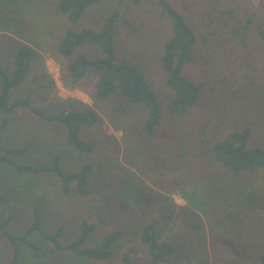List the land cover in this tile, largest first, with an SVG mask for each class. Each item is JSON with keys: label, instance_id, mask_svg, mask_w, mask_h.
Segmentation results:
<instances>
[{"label": "trees", "instance_id": "obj_1", "mask_svg": "<svg viewBox=\"0 0 264 264\" xmlns=\"http://www.w3.org/2000/svg\"><path fill=\"white\" fill-rule=\"evenodd\" d=\"M145 1L55 0L54 7L66 23L56 50L69 60L65 66L68 77L79 82L93 74L96 83L92 100H113L112 109L117 115L126 116L130 107L141 108L144 117L138 131L150 142L153 151L159 149L161 133H168L169 138L165 139L168 150L163 156L155 154L156 159L150 158L152 162L148 164L152 174L146 181L151 187L132 172L136 169L134 164L124 172L115 161H110V167L95 161L101 150L89 138L99 123L94 108L70 102L68 108L49 112L34 105L29 97L10 100L11 93L26 81L35 58L33 48L26 44L16 48L9 71L0 68V165L27 179L53 177L63 195L74 194L113 204L119 196L138 191L145 215L150 216L135 234L146 264H168L170 260L180 264H209L203 221L191 211L176 216L160 200V191L181 186L180 178L183 180L185 176L180 165L184 164L187 176L200 183L199 197L206 199L211 209L219 211L216 226L231 239L229 246L238 254L237 264H264V249L251 257L245 254L247 242L256 237L252 231L264 230V131H256L248 117L251 110L247 115L244 109L248 107L241 102L245 96H251L255 104L251 107L264 111V3L258 11L247 9L240 0H228L216 8L197 7V12L202 13L192 16L191 10L179 12L171 0H156L152 5L158 12L150 16L143 12ZM96 10L101 16L92 25H83L88 14ZM148 36L156 41L153 57L159 71L158 85L152 82L145 61L137 56L140 42ZM81 48H95L98 55L78 53ZM236 49L244 57L259 55L262 61L261 76L250 67L248 76L242 74L246 67L228 71L234 93L220 78L227 70L222 64L227 59L220 58ZM208 73L213 76L207 77ZM213 93L218 101L224 97L239 100L240 120L225 129L215 126V131L210 127L215 120L213 115L199 121L203 115L197 114V108ZM22 109L64 132L62 147L48 161L23 163L22 159L29 153L27 145L4 146L2 134L10 127L13 113ZM68 155L82 157L83 162L76 167L67 166L64 159ZM98 167L115 170L116 174L104 173ZM25 187L0 193V207L5 212L0 234L11 247L9 264H22L28 254L40 264H62L32 236L56 252L89 264L112 261L125 239L122 231L100 234L96 224L84 219L75 237L64 244L65 226L58 224L51 231L44 230L45 215L38 204L32 207L31 222L22 233L9 231L8 226L25 202L21 199ZM242 235L246 240L241 239ZM120 264H133L130 254L124 253Z\"/></svg>", "mask_w": 264, "mask_h": 264}, {"label": "rangeland", "instance_id": "obj_2", "mask_svg": "<svg viewBox=\"0 0 264 264\" xmlns=\"http://www.w3.org/2000/svg\"><path fill=\"white\" fill-rule=\"evenodd\" d=\"M154 1V2H153ZM179 12L191 10L193 16L197 14V7L216 8L228 0H171ZM248 9L261 10L264 0H240ZM156 0H146L143 6V12L152 16L158 12V9L152 4ZM55 0H0V68L9 71L13 62L16 48L20 44H26L33 48L35 58L32 68L26 81L11 95L10 100L29 97L34 105L49 112H55L59 109L68 108L69 104L75 103L77 106H88L96 110L99 115L98 125L89 133V138L94 141L101 153L98 152L95 161L101 165L111 166L110 161H115L124 172L127 168L136 165L132 169L134 174L146 182L150 188V182L146 181L147 176L152 174L149 169V163L155 158V154L163 156L168 150L165 139L169 138L165 131L161 133V140L157 144L159 148L153 151L151 144L139 134V126L144 117V111L141 108L130 107L126 116H120L114 113V101L94 102L91 96L93 94L96 77L89 74L79 82H73L67 75L66 64L68 59L62 58L56 50L57 43L66 27L63 18L57 14L54 7ZM245 8V9H246ZM202 12H199L200 15ZM101 16L98 11H92L83 25H92L95 18ZM124 33V37H127ZM131 34V33H130ZM138 54L140 59L145 61L148 67L152 82L159 84L160 77L157 67V61L153 57L156 50V41L154 38L146 37L140 42ZM136 49V48H134ZM78 53H84L94 57L98 55L95 48H81ZM258 56V57H257ZM254 58L247 57L236 49L230 51L225 58L221 57L222 64L227 68L220 76L227 89L235 93L232 86V75L228 71H240L242 74L249 73V68H255L261 76V61L259 55ZM221 62V61H220ZM222 67V66H221ZM195 74H198L196 71ZM208 73L207 77H211ZM213 76V75H212ZM215 76V75H214ZM214 82L216 79H213ZM208 82H212L209 80ZM236 80H234L235 86ZM214 88V87H213ZM225 91V89H224ZM225 93H227L225 91ZM256 95V93H254ZM217 94L213 93L198 106L197 114L203 115L199 121L211 114L214 121L210 126L215 131V126L227 128L236 120H240L237 112L241 108L240 101L237 99L227 100L225 97L221 101L214 99ZM241 101L248 115L251 110L250 122L255 124L256 131H264V111H257L251 107L254 99L251 96H245ZM244 108V107H243ZM244 114V116H246ZM10 127L3 132L2 141L5 147L27 145L29 153L22 159L23 163H40L48 161L52 153L62 147L64 132L57 131L45 122L35 119L27 110H17L12 115ZM1 120V115H0ZM217 120L221 121L220 123ZM105 160H104V159ZM82 157L76 155L65 156L67 166L76 167L83 162ZM156 159V158H155ZM113 164V165H114ZM99 166V165H98ZM105 172L115 176L116 171L109 168L98 167ZM184 164L180 165V172L184 173V178H180L181 186L170 188L168 191H160L165 201L166 207L174 212V215L183 216L187 211L196 213L205 224L207 236V249L209 264H237V252L231 249L229 242L231 239L224 235L221 227L216 226L219 211L211 209L206 199L199 197V182L191 176H187ZM108 174V175H109ZM110 176V177H113ZM156 176H154L155 178ZM148 182V183H147ZM28 186V187H25ZM21 199V207L18 215L8 226V230L14 234H20L31 222V211L35 204L40 205L45 215L43 228L46 231L53 230L58 224L65 226V234L62 242L67 244L78 233V226L82 220H88L96 224L100 234L120 230L124 233V240L117 248L116 254L108 264H120V257L124 253L130 254L133 264H146L143 248L139 244L135 234L138 227L150 218L145 215V206L139 197L138 191L135 193H125L118 197L115 203L101 201L93 198H81L74 194L63 195L59 192L57 181L50 176H37L33 179H27L26 176H17L6 167L0 165V193L9 192L10 189H24ZM172 205H174L172 207ZM154 216V215H153ZM152 217V216H151ZM5 212L0 207V221H4ZM256 236L251 242H247L245 254L253 255L264 249V230L253 232ZM170 236H173L170 233ZM31 239L37 241L42 248L56 261L62 264H89L80 258L73 257L67 253L56 252L46 245L37 236ZM242 240H246L244 235ZM253 239V238H252ZM11 247L9 243L0 234V264H9L11 256ZM247 256V257H249ZM251 257V256H250ZM42 264H48L41 262ZM22 264H40L33 261L30 254L23 258ZM168 264H180L175 260H170Z\"/></svg>", "mask_w": 264, "mask_h": 264}]
</instances>
